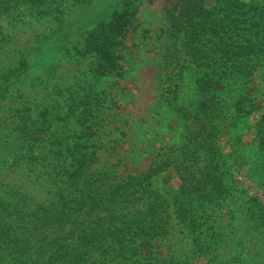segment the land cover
<instances>
[{"label":"trees","instance_id":"trees-1","mask_svg":"<svg viewBox=\"0 0 264 264\" xmlns=\"http://www.w3.org/2000/svg\"><path fill=\"white\" fill-rule=\"evenodd\" d=\"M72 1L63 11L54 8L57 0H0V17L24 9L58 13L46 45L59 46L64 53L59 61L73 51L94 55L92 77L123 78L120 53L143 0H119L114 9L113 0ZM80 14L93 17L80 27L73 23ZM161 34L171 42L162 63L168 83L193 77L197 99L175 106L185 128L177 154L163 148L144 174L120 178L93 172L103 147L98 92L70 87L58 100L11 105L9 116L0 118V146L13 139L22 144L14 164L49 177L43 176L49 190L39 203L0 180V264H152L158 262V244L171 234L173 215L197 228L205 217L209 222L211 206L225 205L235 191L227 167H250L264 183V114L255 142L239 146L252 153L249 161L233 146L226 156L220 143L225 122L245 127L259 109L249 100L248 86L264 69V0H165ZM4 39L0 31V43ZM33 53L0 69V103L21 89L35 63ZM169 172L180 185L163 195L156 180ZM251 206L264 229V193L255 195ZM241 247L217 264H260Z\"/></svg>","mask_w":264,"mask_h":264},{"label":"rangeland","instance_id":"rangeland-1","mask_svg":"<svg viewBox=\"0 0 264 264\" xmlns=\"http://www.w3.org/2000/svg\"><path fill=\"white\" fill-rule=\"evenodd\" d=\"M72 3V0H57L53 6L65 11ZM118 3L119 0H113L112 8H116ZM80 15L73 20L74 25L80 27L93 17ZM57 16L58 13L53 11L38 15L24 9L12 16L0 17V31L5 34L4 41L0 43V69L15 66L25 52L32 51L35 56V63L18 87L21 89L0 103V118L9 116L11 105L18 108L28 102L34 107L39 102L58 100L70 87L74 90L86 88L102 96L100 115L103 123L98 141L103 147L98 151L99 162L93 167V172H115L120 178L144 174L163 148H170L172 155L177 154L175 150L184 140L185 128L174 111L175 106L191 104L197 98L193 77H188L184 83L177 79L167 81L162 63L171 42L161 34L165 27V0H143L140 3L137 21L129 30L120 53V64L125 71L121 79L92 77L90 73L96 65L94 55L82 56L73 51L59 61L64 54L59 52V46L46 45V37L57 28ZM51 63H54L53 67H48ZM263 70L248 86L249 100L259 108L258 111L248 119L245 127L241 125L234 129L230 122L224 124L220 143L226 156L233 146L241 159L250 160L252 153L244 151L243 147L255 142L257 122L264 114ZM240 144L243 147H239ZM21 145L13 139L0 146V180L3 185L10 183L29 194L34 203L43 202L49 190L44 179L49 177L28 164H14ZM249 168L237 170L234 166L232 169L227 167L235 191L225 205L209 208V222L205 217L194 228L180 223L173 215L171 234L158 244L155 256L158 262L154 259L152 264L223 263L230 260L241 246L248 248L255 261L264 264V229L249 209L252 198L264 193V183L257 181ZM157 179L163 195L175 192L180 185L173 172ZM249 251L244 252L243 259Z\"/></svg>","mask_w":264,"mask_h":264}]
</instances>
